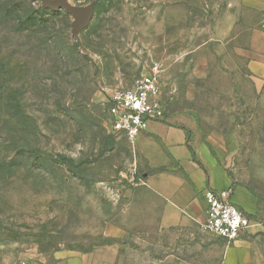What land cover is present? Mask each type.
I'll return each instance as SVG.
<instances>
[{"label":"rangeland","instance_id":"obj_1","mask_svg":"<svg viewBox=\"0 0 264 264\" xmlns=\"http://www.w3.org/2000/svg\"><path fill=\"white\" fill-rule=\"evenodd\" d=\"M0 0V264H59L120 246L122 264H179L195 234L163 228L108 93L158 68L166 118L186 112L232 176L264 199V0Z\"/></svg>","mask_w":264,"mask_h":264},{"label":"crops","instance_id":"obj_2","mask_svg":"<svg viewBox=\"0 0 264 264\" xmlns=\"http://www.w3.org/2000/svg\"><path fill=\"white\" fill-rule=\"evenodd\" d=\"M249 67L264 80V53ZM133 145L145 162V185L158 202L154 208L163 228L192 234L201 231L207 209L204 192L209 188L231 189V201L252 219L250 227L236 240L201 237L195 243V254L179 264H264V199L259 198L256 189L231 175L216 153L213 140L200 131L192 114L172 113L164 120H150ZM60 258L59 264H122L120 246L116 244Z\"/></svg>","mask_w":264,"mask_h":264},{"label":"built area","instance_id":"obj_3","mask_svg":"<svg viewBox=\"0 0 264 264\" xmlns=\"http://www.w3.org/2000/svg\"><path fill=\"white\" fill-rule=\"evenodd\" d=\"M162 81L158 68L142 72L130 85L113 88L107 97L110 130L134 142L150 120L165 119ZM231 189L204 192L207 204L202 228L228 242L236 240L252 224L250 215L231 201Z\"/></svg>","mask_w":264,"mask_h":264},{"label":"water","instance_id":"obj_4","mask_svg":"<svg viewBox=\"0 0 264 264\" xmlns=\"http://www.w3.org/2000/svg\"><path fill=\"white\" fill-rule=\"evenodd\" d=\"M44 4L53 10L64 8L74 17L72 22V30L74 33L85 28L93 19L94 7L92 4L87 6H74L69 0H43Z\"/></svg>","mask_w":264,"mask_h":264}]
</instances>
